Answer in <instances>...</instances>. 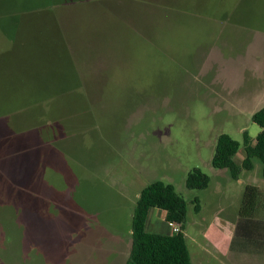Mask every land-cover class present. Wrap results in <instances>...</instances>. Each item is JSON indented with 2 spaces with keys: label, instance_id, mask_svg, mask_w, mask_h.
Wrapping results in <instances>:
<instances>
[{
  "label": "rangeland",
  "instance_id": "obj_1",
  "mask_svg": "<svg viewBox=\"0 0 264 264\" xmlns=\"http://www.w3.org/2000/svg\"><path fill=\"white\" fill-rule=\"evenodd\" d=\"M58 3L64 41L44 17L0 24V264H127L138 197L156 181L187 202L192 264H257L236 232L249 187L263 231L262 166L235 181L212 159L221 134L240 163L244 132L262 131L264 97L243 98L264 87V0ZM195 169L207 189L187 188ZM147 231L172 232L164 211Z\"/></svg>",
  "mask_w": 264,
  "mask_h": 264
},
{
  "label": "trees",
  "instance_id": "obj_2",
  "mask_svg": "<svg viewBox=\"0 0 264 264\" xmlns=\"http://www.w3.org/2000/svg\"><path fill=\"white\" fill-rule=\"evenodd\" d=\"M58 0H0V24L5 19L28 18L38 20L41 17L51 20L52 28L58 30L63 40L62 32L57 24L55 7ZM35 22V21H34ZM64 41V40H63ZM252 121L262 131L251 141L247 131L244 132L245 158L241 163L235 161V156L241 149V144L227 134H221L216 143L212 165L217 170H227L232 180L239 181L243 172L253 171L256 162L262 166L264 178V108L252 116ZM210 178L199 169L189 173L187 188L190 190H204L209 187ZM258 191L249 187L243 200L241 214L245 217L238 225L237 236L242 244L254 245L258 252L264 250L263 230L253 237L250 231H255L256 225L252 220L257 209ZM195 211L200 212V202L195 200ZM160 209L165 212V221L177 223L181 226L179 234H158L147 231L150 212ZM187 223V202L171 184L156 181L144 188L137 200L132 218V245L127 264H192L190 252L184 233ZM240 226V227H239ZM235 242V238L233 239Z\"/></svg>",
  "mask_w": 264,
  "mask_h": 264
},
{
  "label": "crops",
  "instance_id": "obj_3",
  "mask_svg": "<svg viewBox=\"0 0 264 264\" xmlns=\"http://www.w3.org/2000/svg\"><path fill=\"white\" fill-rule=\"evenodd\" d=\"M223 66H226L227 67V65H226V63L223 61ZM225 64V65H224ZM230 68H231V66H229ZM229 67H227V68H229ZM232 72H233V69H230ZM230 70L228 69L227 70V72H226V75H225V77H231V76H235V75H239L240 74V72H238V73H236V72H234V75L232 74V72H230ZM234 71H236V70H234ZM264 88V87H263ZM261 89V88H257V90L255 91V89H254V91H253V94H250L249 93V95H245L244 96V98H243V100H245L246 101V104H248V108L249 107H251V106H254V105H256V103H259L260 101L259 100H261L263 97H264V89ZM259 95H262L261 96V98L259 99ZM264 99V98H263ZM245 104V105H246ZM251 106H250V105ZM247 108V107H246ZM262 108H264V105H262L261 106V108L260 109H262ZM259 109V110H260ZM258 110V111H259ZM258 111H256V112H258ZM256 112H254L253 114H252V116L256 113ZM252 141V140H251ZM254 142V141H253ZM244 160V158H242V160L240 161V163L242 162ZM237 229H238V227H237ZM253 232L255 233V234H257V235H259V234H262L259 230H257V229H255V231L253 230ZM262 235H264V234H262ZM220 249V248H219ZM222 249V248H221ZM223 252H225V251H223ZM238 255H241V253L242 252H236ZM262 253H264V250L263 251H261V252H258V255H252L253 257L251 258L249 255H246L245 257H247V258H250L251 260L250 261H255V263H257L258 264V259H259V256H261L262 255ZM243 254V253H242ZM242 256V255H241ZM237 257H239V256H236V258ZM253 264V263H252ZM263 264H264V262H263Z\"/></svg>",
  "mask_w": 264,
  "mask_h": 264
},
{
  "label": "built area",
  "instance_id": "obj_4",
  "mask_svg": "<svg viewBox=\"0 0 264 264\" xmlns=\"http://www.w3.org/2000/svg\"><path fill=\"white\" fill-rule=\"evenodd\" d=\"M170 227L172 228L171 234H179L182 232L181 226L177 223H170Z\"/></svg>",
  "mask_w": 264,
  "mask_h": 264
}]
</instances>
